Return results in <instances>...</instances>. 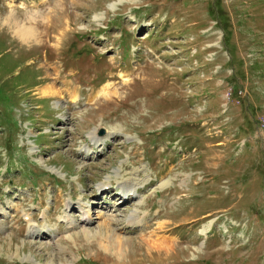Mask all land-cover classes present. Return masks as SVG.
Segmentation results:
<instances>
[{"label":"rangeland","instance_id":"obj_1","mask_svg":"<svg viewBox=\"0 0 264 264\" xmlns=\"http://www.w3.org/2000/svg\"><path fill=\"white\" fill-rule=\"evenodd\" d=\"M94 263L264 264V0H0V264Z\"/></svg>","mask_w":264,"mask_h":264},{"label":"bare ground","instance_id":"obj_2","mask_svg":"<svg viewBox=\"0 0 264 264\" xmlns=\"http://www.w3.org/2000/svg\"><path fill=\"white\" fill-rule=\"evenodd\" d=\"M57 94H58L57 89L54 86H52V85H45V87H43L42 88V91H41V95L42 96H56ZM91 135H92V138L93 139H95L97 141L100 140V138H98V136L96 135V129L91 133ZM108 185H109V183L103 185L102 186V191H100L99 194L105 193V192H107V190H109L108 191V193H109L112 185H110L109 187H108ZM119 187H121V186H119ZM122 188L127 189L126 187H122ZM117 195L120 196L119 194H117ZM120 197H122V196H120ZM122 198H124V197H122ZM74 208H76V207L71 206V208L69 209V211H71ZM85 215H87L86 216L87 218H90V212L89 211H86L85 212ZM107 219H110V220H107ZM107 219L104 221L105 222L104 225H107V226L111 227L109 224L111 223L112 218H107ZM85 231H86V234L91 235V236L94 235V234L101 233V230L100 231H97V232H94V233L91 232V231H89V230H85ZM40 235L41 234H38L36 236H40ZM162 243H164V242H162Z\"/></svg>","mask_w":264,"mask_h":264},{"label":"trees","instance_id":"obj_3","mask_svg":"<svg viewBox=\"0 0 264 264\" xmlns=\"http://www.w3.org/2000/svg\"><path fill=\"white\" fill-rule=\"evenodd\" d=\"M237 89H238V86L235 85V86H234V90H237ZM81 262H83V261H79V263H81ZM94 264H96V263H94Z\"/></svg>","mask_w":264,"mask_h":264}]
</instances>
